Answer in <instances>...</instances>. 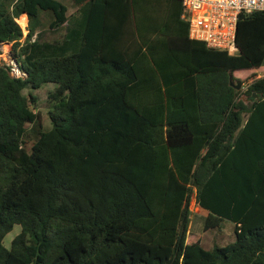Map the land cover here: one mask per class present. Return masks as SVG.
<instances>
[{
    "label": "trees",
    "instance_id": "obj_1",
    "mask_svg": "<svg viewBox=\"0 0 264 264\" xmlns=\"http://www.w3.org/2000/svg\"><path fill=\"white\" fill-rule=\"evenodd\" d=\"M71 1L79 49L37 55L38 13L69 25L67 6L0 0L22 75L0 63V264H264V75L229 85L264 66V11L239 15L230 54L189 38L181 0Z\"/></svg>",
    "mask_w": 264,
    "mask_h": 264
},
{
    "label": "rangeland",
    "instance_id": "obj_2",
    "mask_svg": "<svg viewBox=\"0 0 264 264\" xmlns=\"http://www.w3.org/2000/svg\"><path fill=\"white\" fill-rule=\"evenodd\" d=\"M76 14V12H75ZM81 14L75 15L74 17H70V12H67L68 21L66 27L62 25L55 28V30H51L49 27V23L52 19V14L48 11H40L38 13L37 18L34 20V25L37 26L38 33V42L37 49L34 50V54L37 55H65L72 52H75L80 47V33L82 28L79 27L81 24ZM18 22L21 26L25 24L24 17L18 19ZM11 44L4 43L1 46V54H0V63L1 64H9L12 65L11 61ZM14 75H19V72L13 71ZM264 75V66L256 71L252 72H244V73H236L234 76L241 82V88L244 90L247 85L254 79L261 77ZM53 83H45L39 89L34 90L38 96L37 105L34 111L39 112L40 117L42 118L44 129H48L50 127L49 120L46 117V112L50 107V102L48 99V93L54 89ZM26 93V90L23 91ZM244 96V95H242ZM192 215L189 225V234L188 237L191 238L195 235H202L203 242L206 245H209L214 237L215 230L211 232L203 231V218L205 216V211L198 207L195 204L194 199L191 200L189 205ZM233 223L230 220L223 219L221 225V237L222 243H227L233 239L232 237ZM19 232V227L14 226L13 230L9 232L4 238V244L9 246L11 238ZM213 232V233H212Z\"/></svg>",
    "mask_w": 264,
    "mask_h": 264
},
{
    "label": "built area",
    "instance_id": "obj_3",
    "mask_svg": "<svg viewBox=\"0 0 264 264\" xmlns=\"http://www.w3.org/2000/svg\"><path fill=\"white\" fill-rule=\"evenodd\" d=\"M181 5V17L188 23L189 38L202 41L211 48L226 50L230 54L237 50L235 33L239 15L243 12L264 11V0H181ZM18 19L16 22L19 24ZM19 26L24 38L27 22ZM11 61V74L16 76L13 74L15 71L19 72L16 77L22 76L15 61Z\"/></svg>",
    "mask_w": 264,
    "mask_h": 264
},
{
    "label": "crops",
    "instance_id": "obj_4",
    "mask_svg": "<svg viewBox=\"0 0 264 264\" xmlns=\"http://www.w3.org/2000/svg\"><path fill=\"white\" fill-rule=\"evenodd\" d=\"M62 1L67 6V12H70V17H74L75 15L80 14V11H77L78 7L75 4H73V2L71 0H62ZM75 12H76V14H75ZM85 16H86L85 11H82V14H81V20H82V22L79 25V27L82 26V24H83V22L85 20ZM23 17L25 19V22H27V15L25 13H22L18 18L21 19ZM66 26L67 25L64 24L63 27H66ZM51 30H55V28H51Z\"/></svg>",
    "mask_w": 264,
    "mask_h": 264
},
{
    "label": "water",
    "instance_id": "obj_5",
    "mask_svg": "<svg viewBox=\"0 0 264 264\" xmlns=\"http://www.w3.org/2000/svg\"><path fill=\"white\" fill-rule=\"evenodd\" d=\"M229 85L235 88L236 90L241 88V82L239 80H234L232 74H229Z\"/></svg>",
    "mask_w": 264,
    "mask_h": 264
}]
</instances>
